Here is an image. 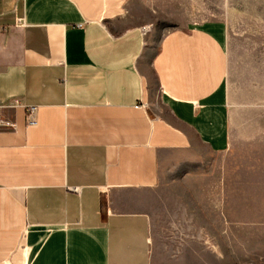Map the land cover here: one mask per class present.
I'll return each mask as SVG.
<instances>
[{"label": "crops", "instance_id": "1", "mask_svg": "<svg viewBox=\"0 0 264 264\" xmlns=\"http://www.w3.org/2000/svg\"><path fill=\"white\" fill-rule=\"evenodd\" d=\"M131 4L0 0V264H152L163 168L230 150L226 28Z\"/></svg>", "mask_w": 264, "mask_h": 264}, {"label": "rangeland", "instance_id": "2", "mask_svg": "<svg viewBox=\"0 0 264 264\" xmlns=\"http://www.w3.org/2000/svg\"><path fill=\"white\" fill-rule=\"evenodd\" d=\"M128 12L155 42L211 22L228 37L230 150L163 168L152 264H264V0H132Z\"/></svg>", "mask_w": 264, "mask_h": 264}, {"label": "built area", "instance_id": "3", "mask_svg": "<svg viewBox=\"0 0 264 264\" xmlns=\"http://www.w3.org/2000/svg\"><path fill=\"white\" fill-rule=\"evenodd\" d=\"M144 30V34L147 33V31ZM20 106H23V103L19 100H14L11 103L8 104H0V129H12L14 128V123L8 119L4 118L3 112L5 109H15L18 108ZM27 121L29 125H36L37 121H36V112H37V108L36 107H27Z\"/></svg>", "mask_w": 264, "mask_h": 264}]
</instances>
